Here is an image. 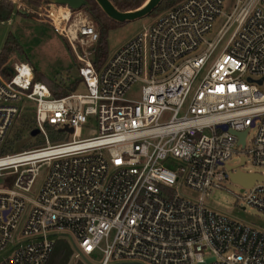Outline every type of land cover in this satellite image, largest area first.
Instances as JSON below:
<instances>
[{
  "label": "built area",
  "instance_id": "obj_1",
  "mask_svg": "<svg viewBox=\"0 0 264 264\" xmlns=\"http://www.w3.org/2000/svg\"><path fill=\"white\" fill-rule=\"evenodd\" d=\"M11 1L13 14H34L67 42L84 92L55 98L28 63L4 64L0 264H46L58 239L82 264L95 251L99 264H264V232L205 202L230 183L237 204L264 215V183L230 180L251 174L241 171L247 160L264 176V0H183L98 70L85 11ZM135 86L138 98H126ZM27 109L43 142L1 154ZM90 118L98 135L80 138ZM51 130L71 139L54 143Z\"/></svg>",
  "mask_w": 264,
  "mask_h": 264
},
{
  "label": "rangeland",
  "instance_id": "obj_2",
  "mask_svg": "<svg viewBox=\"0 0 264 264\" xmlns=\"http://www.w3.org/2000/svg\"><path fill=\"white\" fill-rule=\"evenodd\" d=\"M42 1H40L36 5H33V7L40 5ZM182 1L183 0H181L180 2ZM29 7L31 8L32 5H29ZM81 10L85 11L93 20L95 29L97 30L99 35V26L94 21L93 17L89 14V12H87L85 8L82 7ZM167 10H164L163 12L155 16H147L129 21L123 25L109 30L106 38L108 57L112 56L119 48H121L128 41L134 38L143 29L148 27L156 18L159 17V15L163 14ZM10 19L11 21L9 23H0V50L3 47L7 35L10 34L17 40L22 53L16 52L11 54L6 60L8 61L7 66L10 65L11 67L12 64L17 60L18 62L28 63L33 69L36 70L39 75L41 74L50 79L55 76H58L63 80L68 78L74 79L75 77H78L77 65L73 61V56L70 52L67 42L62 37L55 34L49 26L41 23L39 19L32 13H29L27 16L15 12L13 15H11ZM224 43L225 40L220 45V48L224 45ZM11 56H13L14 58L9 62V58ZM4 64L0 66V73L4 77H7L8 73L5 69L6 64ZM201 77L202 75L197 80L196 84L200 81ZM260 91L264 93V85L260 87ZM78 92L84 91L78 90ZM138 93L139 86H135L126 95V98L135 100L138 98ZM167 119L168 117H165L163 118V121H166ZM17 123L15 124V126L17 125ZM15 126L14 128H12L15 129ZM53 133L52 130L49 131L50 139L53 137ZM64 135L65 137L61 135L60 139H71V134ZM79 135L80 138H88L98 135V129L94 118H90L88 125L84 129H80ZM60 139H56L54 143L58 142V140ZM42 142L43 140L38 135L31 136L29 135V133L24 134L21 137V140L16 142L14 146L15 151L13 153L24 151L26 148H30L29 145L32 146L35 144H41ZM27 144L28 146L24 147ZM241 171L260 173L262 170L254 167L250 163V161L247 160L245 166L241 167ZM46 175L47 169L45 167L41 168L30 191V195L33 198L37 197L46 178ZM225 187L226 189L224 190L210 192L206 196V204L210 208L225 214L229 218H232L236 221L244 223L247 226L264 232V215L258 212L256 209L249 207L248 205L236 203L234 194H237L239 192V188L236 185L226 183ZM190 195L194 197L193 193H191ZM101 258V253L95 251L90 257L87 258V260L92 264H99ZM68 264H80V261H75L73 256H71Z\"/></svg>",
  "mask_w": 264,
  "mask_h": 264
},
{
  "label": "trees",
  "instance_id": "obj_3",
  "mask_svg": "<svg viewBox=\"0 0 264 264\" xmlns=\"http://www.w3.org/2000/svg\"><path fill=\"white\" fill-rule=\"evenodd\" d=\"M28 5H36L42 0H20ZM147 0H109V2L114 6V8L121 12H129L139 9L145 4ZM181 0H161L155 9L148 16H155L164 10H169L171 7ZM15 5L11 0H0V23L7 22L11 15L13 14ZM89 12L93 17L94 21L99 26V39L96 46L93 49L92 61L96 70H98L102 64L106 61L108 57L107 53V33L109 30L116 28L117 26L123 25L127 22L121 23L109 18L102 8L98 5L95 0H85V6L83 7ZM16 13L19 14L17 11ZM22 53L21 48L19 47L17 40L12 37L10 34L7 35L2 49L0 50V66L6 62L8 57L13 53ZM73 58V61L77 65L78 63ZM68 73V72H67ZM78 73V71H77ZM33 81L41 82L47 86L50 94L55 98H60L66 96L70 93L78 92V90H83L82 78L75 77L74 79H65L55 76L52 79L47 78L43 75H39L35 69H33ZM18 122V123H17ZM17 125L15 126V124ZM16 123L12 129H10L5 145L1 151V154L13 153L15 151L14 146L16 142L21 140V137L24 134L31 133L32 130V114L30 110L24 111L20 117L17 119ZM53 133V132H52ZM51 140L54 142L57 137V134L54 132ZM25 145L24 147H27ZM30 148L40 146V144L29 145ZM30 148H26L30 149ZM73 254L71 245L65 239H58L55 244L51 255L49 256L46 264H68L70 257ZM80 264H82L80 262Z\"/></svg>",
  "mask_w": 264,
  "mask_h": 264
},
{
  "label": "water",
  "instance_id": "obj_4",
  "mask_svg": "<svg viewBox=\"0 0 264 264\" xmlns=\"http://www.w3.org/2000/svg\"><path fill=\"white\" fill-rule=\"evenodd\" d=\"M56 4L67 5L70 9L76 10L85 6V0H52ZM98 5L102 8L105 14L117 21V22H129L143 17H147L159 4L161 0H147L143 6L139 9L129 12L121 13L117 11L114 6L109 2V0H95ZM261 80L257 81L261 84ZM225 129V126H222ZM67 133H71L72 129H65ZM37 134L36 130L31 131L30 135L35 136ZM245 133L238 135L241 142L244 140ZM230 180L233 183H237L243 187H250L255 182L264 183V176L258 173L244 174L241 172L231 173Z\"/></svg>",
  "mask_w": 264,
  "mask_h": 264
},
{
  "label": "crops",
  "instance_id": "obj_5",
  "mask_svg": "<svg viewBox=\"0 0 264 264\" xmlns=\"http://www.w3.org/2000/svg\"><path fill=\"white\" fill-rule=\"evenodd\" d=\"M52 1V0H51ZM19 12V14H21V15H25L23 12H21V11H18ZM17 61V60H16Z\"/></svg>",
  "mask_w": 264,
  "mask_h": 264
}]
</instances>
